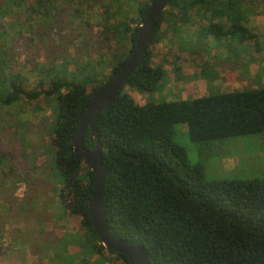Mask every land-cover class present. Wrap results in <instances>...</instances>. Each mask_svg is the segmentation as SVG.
<instances>
[{
  "label": "trees",
  "instance_id": "1",
  "mask_svg": "<svg viewBox=\"0 0 264 264\" xmlns=\"http://www.w3.org/2000/svg\"><path fill=\"white\" fill-rule=\"evenodd\" d=\"M254 1L171 0L155 26L141 66L114 105L99 117L98 140L109 171L104 192L109 227L119 238L142 246L152 264H264V179L209 181L203 167L191 164L186 149L175 142L177 125H185L191 140L200 144L263 134L264 88L159 102L155 95L165 69L153 59L154 47L170 35L184 44L189 42L185 33L206 42L212 37L218 43L228 42L227 49L234 47L235 40L245 43L252 38L246 6ZM150 3L116 0L110 4L114 13L105 16L102 32L119 48L108 60L80 64L61 56L60 65L36 64L27 73L17 71L14 57H8L10 50L4 47L8 37L0 23V106L58 97L59 120L52 145L64 179L61 203L80 219L87 242L95 251L113 256V264L131 263L100 243L89 207L95 175L74 152L72 140L92 96L134 50L137 28ZM124 5H130V10ZM61 6L60 0H0V18L14 7L29 22L49 25ZM132 14L136 19L127 21ZM116 15L122 20L109 25ZM28 30L33 40L34 27L29 25ZM68 59L70 64L75 61L76 72L83 76L80 82L61 76ZM105 67L111 68L108 75ZM133 92L147 95L146 103L137 104ZM96 145L88 128L84 147L92 150Z\"/></svg>",
  "mask_w": 264,
  "mask_h": 264
},
{
  "label": "rangeland",
  "instance_id": "2",
  "mask_svg": "<svg viewBox=\"0 0 264 264\" xmlns=\"http://www.w3.org/2000/svg\"><path fill=\"white\" fill-rule=\"evenodd\" d=\"M115 1L60 0V12L55 13L49 25L29 22L21 9L11 8L9 15L0 18L8 37L4 41L6 51L10 50L8 57H14V66L22 73L36 64L60 65L62 57L67 56L80 64L108 60L119 46L111 38L105 40L102 26L106 23L105 16L113 15L115 6L111 8L110 4ZM254 5L258 11H264V0H255ZM131 18L136 19L132 14L127 21ZM121 20L116 15L109 25ZM29 25L34 27L33 40L27 36ZM191 29L195 31L196 27ZM184 40L189 42L184 44L170 35L154 47V62L165 69L155 95L159 102L181 99L184 92L192 98L196 93L194 87L199 94V83L211 79L214 67L225 69L233 59L230 57L236 55L235 47L227 49L228 42H216L215 64H206V56L213 50L210 41L191 37L189 33H185ZM233 45L237 46L234 42ZM73 62L70 64L69 60L61 76L70 82H80L83 76L76 72ZM110 72L111 68L105 67L104 74ZM31 79L36 81L34 77ZM141 96L139 102L144 103L146 99ZM58 120L56 95L31 103L0 106V264H113L115 260L95 251L87 242L78 217L70 215L69 222H64L67 216L60 199L64 179L56 166L52 145ZM176 130L175 142L186 149L191 164L203 167L207 180L264 179V133L200 144L191 140L185 125H177ZM21 222L34 226V232L20 237ZM58 225H64L65 229Z\"/></svg>",
  "mask_w": 264,
  "mask_h": 264
},
{
  "label": "water",
  "instance_id": "3",
  "mask_svg": "<svg viewBox=\"0 0 264 264\" xmlns=\"http://www.w3.org/2000/svg\"><path fill=\"white\" fill-rule=\"evenodd\" d=\"M171 0H151L150 8L137 28L138 38L132 53L124 64L96 92L80 120V129L73 138L74 152L84 158L86 164L95 175L92 199L89 203L92 225L100 243L108 252H116L127 256L131 264H152L142 246L129 243L119 238L109 227L108 214L104 202L108 168L104 163V147L98 140V120L116 102L122 88L141 66L148 46L154 39V29L161 15L167 10ZM91 130L92 140L97 145L92 150L84 147L87 129Z\"/></svg>",
  "mask_w": 264,
  "mask_h": 264
},
{
  "label": "crops",
  "instance_id": "4",
  "mask_svg": "<svg viewBox=\"0 0 264 264\" xmlns=\"http://www.w3.org/2000/svg\"><path fill=\"white\" fill-rule=\"evenodd\" d=\"M246 8L248 10L247 27L252 31V38H249L245 43L242 44L238 43V41L235 40L234 43H236L237 46L234 45L236 50L233 54L236 55L230 57L231 59H233L228 65H226V67H224L225 69H223V67H219V65L214 67L211 73V79L208 78L207 80H205V82L199 83L198 89L200 90V93L197 94L198 90L194 87L196 92L194 94L195 96L189 98V95L184 92L182 93L183 96L180 97L182 100H188V98H201L218 92L230 93L243 91L245 89L264 88V11H261L262 9L258 11L257 5H247ZM208 42L213 50L211 54L206 56V64H209L211 62L215 64L214 46L216 42L213 38H210ZM223 54V58H225V53ZM203 74L204 72L202 73V75ZM194 83L196 86V80L193 82V84ZM204 89H206L205 92H203ZM131 95L139 105H144L148 98L147 95L142 94L141 96V94L137 92H133ZM140 96L145 97L146 100L144 101V103L139 102ZM185 96H187L188 98L186 99ZM65 216H67V219L64 220V222L67 224L69 222L68 218L70 217L69 212H66ZM64 222H62L61 224H64ZM20 225H18V233L20 234V237L26 236V233L29 231L31 233L34 232V226L32 228V225L23 222H21ZM60 227L62 229H65L64 225Z\"/></svg>",
  "mask_w": 264,
  "mask_h": 264
}]
</instances>
